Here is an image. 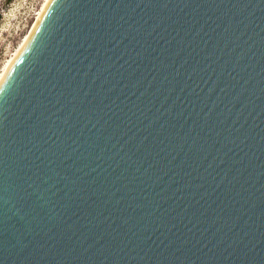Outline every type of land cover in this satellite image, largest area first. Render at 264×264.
<instances>
[{"label":"water","instance_id":"water-1","mask_svg":"<svg viewBox=\"0 0 264 264\" xmlns=\"http://www.w3.org/2000/svg\"><path fill=\"white\" fill-rule=\"evenodd\" d=\"M0 264H264V0H54L0 88Z\"/></svg>","mask_w":264,"mask_h":264},{"label":"rangeland","instance_id":"rangeland-1","mask_svg":"<svg viewBox=\"0 0 264 264\" xmlns=\"http://www.w3.org/2000/svg\"><path fill=\"white\" fill-rule=\"evenodd\" d=\"M49 0H0V78Z\"/></svg>","mask_w":264,"mask_h":264},{"label":"bare ground","instance_id":"bare-ground-1","mask_svg":"<svg viewBox=\"0 0 264 264\" xmlns=\"http://www.w3.org/2000/svg\"><path fill=\"white\" fill-rule=\"evenodd\" d=\"M54 0H49L48 3L46 4V6L44 7V9L41 11V13L37 16L34 24L32 25L30 31L28 32V34L24 37V39L21 41L18 49L16 50V52L14 53V55L11 57L9 65L7 66L6 70L4 71L2 77L0 78V88L3 85V83L7 80L11 69L13 68L16 60L18 59L19 55L22 53L23 50H25V48L27 47V45L30 43V41L32 40L37 28L39 27V25L41 24L43 18L45 17L47 11L49 10L51 4L53 3Z\"/></svg>","mask_w":264,"mask_h":264}]
</instances>
